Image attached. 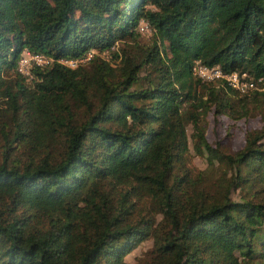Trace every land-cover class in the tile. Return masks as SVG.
<instances>
[{"label": "trees", "instance_id": "1", "mask_svg": "<svg viewBox=\"0 0 264 264\" xmlns=\"http://www.w3.org/2000/svg\"><path fill=\"white\" fill-rule=\"evenodd\" d=\"M24 50L51 61L25 75ZM263 105L264 0H0V264H133L148 239L134 264H264V122L235 151L205 134Z\"/></svg>", "mask_w": 264, "mask_h": 264}, {"label": "rangeland", "instance_id": "2", "mask_svg": "<svg viewBox=\"0 0 264 264\" xmlns=\"http://www.w3.org/2000/svg\"><path fill=\"white\" fill-rule=\"evenodd\" d=\"M143 24V22H141ZM140 25V23H139ZM141 32V39L148 43L151 40V33ZM88 52H93L90 50ZM87 52V53H88ZM25 54V50L22 55ZM29 75V74H25ZM260 113L250 115L248 117L230 118L224 114H215L213 110L209 111L205 117V134L207 140L220 150L229 152L235 151L244 145L245 133L254 127H259L264 122V105ZM189 136V161L188 164L196 171L206 167L205 156L195 153L193 149V142L191 138L192 127L187 128ZM152 245V240L148 239L139 244L134 250L126 255L125 260L129 263H137V261L144 255L145 251Z\"/></svg>", "mask_w": 264, "mask_h": 264}, {"label": "built area", "instance_id": "3", "mask_svg": "<svg viewBox=\"0 0 264 264\" xmlns=\"http://www.w3.org/2000/svg\"><path fill=\"white\" fill-rule=\"evenodd\" d=\"M143 22V24H141ZM142 32L150 33V27L146 21H140L139 25ZM93 52H88L85 57L80 59H89ZM51 61V58L43 53L29 52L25 50V54L21 55L18 60V69L24 73L29 74L30 68L33 64L44 65ZM68 66H75L78 63V60L74 59H63L62 60ZM193 73L203 79L212 80L216 78H224L231 86L235 87L241 92H246L248 90L258 88V81H255L249 77L245 72L241 74L237 71H231L225 73L221 70L219 66H207L202 64L200 61L196 60L192 67ZM260 79V78H259ZM260 89L263 87H259Z\"/></svg>", "mask_w": 264, "mask_h": 264}]
</instances>
